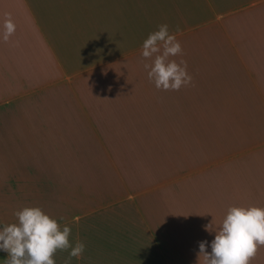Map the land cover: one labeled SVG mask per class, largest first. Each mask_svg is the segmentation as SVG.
<instances>
[{"label":"crops","instance_id":"0c3cea01","mask_svg":"<svg viewBox=\"0 0 264 264\" xmlns=\"http://www.w3.org/2000/svg\"><path fill=\"white\" fill-rule=\"evenodd\" d=\"M165 23L183 48L170 59L192 76L179 91L143 67ZM253 205L264 208V0H0V228L38 206L85 244L71 264H203L205 225Z\"/></svg>","mask_w":264,"mask_h":264},{"label":"clouds","instance_id":"9594fccd","mask_svg":"<svg viewBox=\"0 0 264 264\" xmlns=\"http://www.w3.org/2000/svg\"><path fill=\"white\" fill-rule=\"evenodd\" d=\"M3 29L2 39L7 43L16 31L8 13H5ZM141 55L150 61L143 67L158 90L179 91L192 84L187 61L170 59L182 56L183 48L176 35L169 33L166 23L160 24L144 40ZM14 216L18 223L0 228V250L7 253L6 264H56L57 251L69 249L64 264H71L73 257H82L85 244L79 240L74 246L70 243L71 227L61 226L40 207H24L15 211ZM205 230L215 231V237L211 252L206 249V241L199 242L198 257L203 256V264H251L260 247H264V208L230 206L218 227L210 223L205 225Z\"/></svg>","mask_w":264,"mask_h":264}]
</instances>
